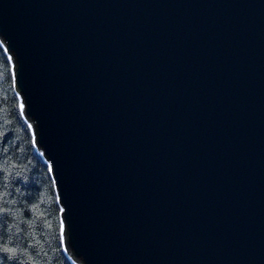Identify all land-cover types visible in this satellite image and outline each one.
<instances>
[{
  "label": "water",
  "instance_id": "water-1",
  "mask_svg": "<svg viewBox=\"0 0 264 264\" xmlns=\"http://www.w3.org/2000/svg\"><path fill=\"white\" fill-rule=\"evenodd\" d=\"M0 41L76 264H264V0H0Z\"/></svg>",
  "mask_w": 264,
  "mask_h": 264
},
{
  "label": "trees",
  "instance_id": "trees-1",
  "mask_svg": "<svg viewBox=\"0 0 264 264\" xmlns=\"http://www.w3.org/2000/svg\"><path fill=\"white\" fill-rule=\"evenodd\" d=\"M12 70L0 41V264H76L64 250L54 182L24 119Z\"/></svg>",
  "mask_w": 264,
  "mask_h": 264
},
{
  "label": "snow or ice",
  "instance_id": "snow-or-ice-1",
  "mask_svg": "<svg viewBox=\"0 0 264 264\" xmlns=\"http://www.w3.org/2000/svg\"><path fill=\"white\" fill-rule=\"evenodd\" d=\"M2 250L5 252L12 253L13 255H16V249L15 248L4 247Z\"/></svg>",
  "mask_w": 264,
  "mask_h": 264
},
{
  "label": "rangeland",
  "instance_id": "rangeland-1",
  "mask_svg": "<svg viewBox=\"0 0 264 264\" xmlns=\"http://www.w3.org/2000/svg\"><path fill=\"white\" fill-rule=\"evenodd\" d=\"M25 119V118H24ZM26 120V119H25ZM26 122H27V120H26ZM29 123V122H28Z\"/></svg>",
  "mask_w": 264,
  "mask_h": 264
}]
</instances>
